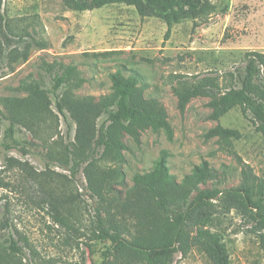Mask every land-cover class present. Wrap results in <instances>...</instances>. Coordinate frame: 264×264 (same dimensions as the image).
Instances as JSON below:
<instances>
[{"label": "rangeland", "instance_id": "374dc122", "mask_svg": "<svg viewBox=\"0 0 264 264\" xmlns=\"http://www.w3.org/2000/svg\"><path fill=\"white\" fill-rule=\"evenodd\" d=\"M206 2L204 12L169 27L163 19L142 17L135 7L124 4L78 12L61 0H2L11 31L25 30L31 37L27 40L45 48L35 45L28 60L12 66L0 56V98H26L28 94L15 92L23 81L37 80L52 89L54 81L46 65L57 63L80 71L84 83L72 87L77 96L98 101L110 95L111 76L122 70L126 76L139 74L141 84L147 86L146 98L164 104L171 133L148 129L139 141L128 134L123 138L124 184H115L113 189L124 208L121 213L115 209L110 212L120 220L126 217L132 226L137 220L130 215L133 201L127 197L134 189V177L153 170L162 156L179 182L208 162L215 175L200 185V190H221L216 201L220 205L240 186L242 161L259 178L257 198L264 206V136L251 118L236 107L215 120L209 97L193 98L182 111L175 93L180 80L195 83L206 77L218 78L223 88H230L235 84L233 75L244 68L248 55L264 54V0ZM51 109L59 117L57 129L35 137L20 127L16 140L22 145L12 146L5 137L10 118L1 108L0 224L8 220L10 226L0 227V233L6 240L13 236L24 247V264H101L112 245L97 238L96 215L97 208L108 207L101 206L89 189L84 169L73 178L70 166H61L49 157L50 143L61 149L62 141L70 145L76 142V125L68 136L67 124L55 103ZM218 126L236 131L239 138L228 143L210 136ZM115 165L99 163L105 170ZM137 200L138 212H145L147 202L139 195ZM219 212L213 230L223 237L231 264H264L259 229L254 223L236 208ZM174 264L212 263L201 248L193 246L188 254H177Z\"/></svg>", "mask_w": 264, "mask_h": 264}, {"label": "trees", "instance_id": "16d2710c", "mask_svg": "<svg viewBox=\"0 0 264 264\" xmlns=\"http://www.w3.org/2000/svg\"><path fill=\"white\" fill-rule=\"evenodd\" d=\"M61 1L78 12L124 4L135 7L142 17L163 19L169 27L186 17L198 16L207 7L206 0ZM10 28L0 0V56L9 66L28 60L35 45L45 48L43 44L27 40L31 37L25 30L19 34L13 33ZM46 71L53 77L52 89L44 88L37 80L23 81L15 92L28 94L26 98H0V133L4 116L1 108L10 118L5 137L13 142L12 146L22 145L16 140L20 127L35 137L58 128L59 117L51 109L53 103L65 119L68 136L76 125V142L70 145L62 141L61 149L55 147L54 142L50 143L49 157L61 166H70L73 178L84 169L89 189L102 203L101 206L108 207L104 210L97 208L96 215L97 238L112 245L101 264H136L141 261L146 264H174L177 254L186 255L193 246L201 248L212 264H231L223 237L213 230L219 220L220 209L241 210L247 221L259 229L260 245L264 251V206L262 199L257 198L259 178L241 160L242 182L230 191L231 199L220 205L216 201L221 190H200V185L212 180L215 175L208 162L197 166L179 182L170 173L162 156L153 170L134 177L135 186L127 199L133 201L130 215L135 217L136 224L130 225L126 217L121 220L114 217L124 208L113 189L115 184H124L121 169L124 162L122 151L126 148L124 136L128 134L139 141L148 129L154 132L164 129L171 133L168 112L158 99L146 98L147 86L141 84L142 79L136 72L130 76L122 70L112 74L113 92L96 101L93 97L77 96L72 92V87H81L84 83L77 67L56 63L46 65ZM233 80L235 84L230 88H223L218 78L206 77L195 83L180 80L179 87L175 88L180 109L184 111L193 98L209 97L212 99L209 106L213 119L219 120L232 109L240 107L264 136V54L250 53L246 65L233 75ZM210 136L228 143L239 138L236 131L221 126L211 130ZM53 137L55 133L50 134V138ZM41 139L48 142L45 138ZM102 161L116 165L105 170L99 166ZM194 193L196 195L192 197ZM138 195L147 202L146 213L138 212ZM114 209L117 212L111 215L110 210ZM138 220L141 222L138 223ZM8 226V220L4 225L0 224L3 229ZM133 229H136L135 233ZM25 256L24 247L13 236L6 240L0 233V264H24Z\"/></svg>", "mask_w": 264, "mask_h": 264}]
</instances>
